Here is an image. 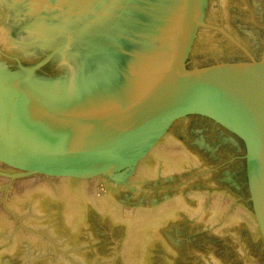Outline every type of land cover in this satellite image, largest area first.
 Masks as SVG:
<instances>
[{"label": "water", "instance_id": "water-1", "mask_svg": "<svg viewBox=\"0 0 264 264\" xmlns=\"http://www.w3.org/2000/svg\"><path fill=\"white\" fill-rule=\"evenodd\" d=\"M0 264H264V0H0Z\"/></svg>", "mask_w": 264, "mask_h": 264}]
</instances>
